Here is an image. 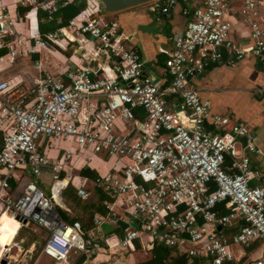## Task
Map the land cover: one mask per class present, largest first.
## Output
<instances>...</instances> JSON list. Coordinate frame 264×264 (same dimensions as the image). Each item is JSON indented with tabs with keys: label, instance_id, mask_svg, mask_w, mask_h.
Listing matches in <instances>:
<instances>
[{
	"label": "built area",
	"instance_id": "1",
	"mask_svg": "<svg viewBox=\"0 0 264 264\" xmlns=\"http://www.w3.org/2000/svg\"><path fill=\"white\" fill-rule=\"evenodd\" d=\"M74 1L20 0L21 6L30 7L22 16L0 0V186L11 192L9 177L15 171L22 172L21 178L26 170L30 173L19 192H8L0 217L8 214L20 229L30 224L42 229L41 253L57 262L66 261L72 252L91 257L102 249L96 233H87L79 220H64L57 208L58 197L78 179L80 198L91 196L88 182L114 198L106 202L105 215L95 216V230L100 232L104 224L118 226L122 220L137 224L117 238L118 250L133 252L138 241L146 252L157 244L175 249L187 256L188 264H247L246 255L239 258L235 247L246 253L259 243L264 249V181L251 185L261 173L250 159L264 152L247 124L213 113L211 102L190 86L188 76L211 64L235 67L248 56L264 61L261 1L243 0L238 8L253 42L246 48L232 35L231 18L237 11L232 0H198L199 5L184 11L189 16L185 28L169 37L172 48L165 51L161 76L147 71L142 55L127 44L129 36L120 23L108 18L95 0V6L89 4L66 26L40 32L39 9L52 16ZM177 2L152 0L147 8L159 18ZM25 19L29 24L24 32L18 27ZM78 35L96 41L116 68L109 72L110 67H101L97 75L98 68L76 65L54 73L42 57H35L53 45L67 50L78 42ZM23 60L35 75L2 77ZM137 108H143V117L136 114ZM243 138L244 146L239 145ZM51 139L68 142L70 149L50 157L45 148ZM228 155L237 172L226 171ZM95 156L123 163L113 168L116 172L93 180L72 171L75 163ZM48 173L50 194L41 184ZM62 174L68 177L64 184ZM220 204L229 211L222 213ZM248 264H264V257Z\"/></svg>",
	"mask_w": 264,
	"mask_h": 264
},
{
	"label": "crops",
	"instance_id": "2",
	"mask_svg": "<svg viewBox=\"0 0 264 264\" xmlns=\"http://www.w3.org/2000/svg\"><path fill=\"white\" fill-rule=\"evenodd\" d=\"M3 1L9 6L10 11L14 14L19 10V6H21L20 0ZM260 1L261 11L264 13V0ZM87 2L88 5H96L94 0H87ZM198 2V0H178L177 5L168 15L159 18H156L149 13L147 8L148 2L106 16L108 18L116 19L120 23L121 31L129 36L127 44L130 47L135 48L142 55L147 71H153L157 76H161L164 72V63L167 57V53L165 51L172 48V43L169 37L173 31L185 28L189 16L184 13V11L192 10L195 6L199 5ZM242 2L243 0H232L233 5H235L237 8L235 15L231 18L233 22L232 35L237 40L244 42L246 48H251L253 42L249 38V28L241 21L240 14L238 12V8L241 6ZM30 17L34 27H36V17L34 13H31ZM28 24V19H25L24 23L20 24L18 29L25 32V30L28 29ZM78 42L83 47V52L81 55H77L69 51V46L67 50H64L67 51L68 54L64 53L60 54V56L59 54L57 56H53L46 50H43L42 54L35 55V57H42L47 70L54 73L64 72L66 69L72 68L76 65H89L93 68H98L97 75L102 72L101 67H110L111 70L109 72H112V70L116 68L113 60L109 59L108 55L99 49V44L96 41L92 40L88 36L78 35ZM52 51L55 50L52 49ZM95 53L97 54L94 55ZM23 61L27 66H29L28 62L25 60ZM17 65L10 66L8 69H6L2 77L11 78L19 74V72L27 71L24 66ZM29 67L31 68V66ZM28 73L30 76L31 74H36V72L33 70L28 71ZM28 73L26 76H28ZM189 83L190 86L199 93L202 99L209 100L211 102L213 113H220L222 115L228 116L231 118L233 123L241 122L247 124L249 130L257 135L258 146L264 152V61L261 62L252 56H248L239 62V64H237L235 67H230L225 63L211 64L205 70H203V72L194 75ZM143 111V108H137L136 114L139 117H143ZM245 144V138L241 139L239 145L244 146ZM2 145L3 134L0 131V149ZM64 149H70L68 142L64 140H57L55 144H53V142L48 144V146L45 148V153L52 158H56L63 153ZM95 157L99 158V161L104 163H106V160H108L107 158L105 160L100 156ZM226 158L227 160H225L224 164L226 171L229 173L237 172L238 169L232 165L233 158L229 155L226 156ZM112 159L114 160V164L111 168L104 166L103 169H99L98 167L91 166L89 164L91 160L88 162L82 160L78 163H75L74 165L78 166L82 164L83 166L81 170L85 167L95 169L98 171L100 176L108 173L109 171L116 172V170L113 168L119 167V165L123 163L117 162V160L114 158ZM250 159L252 168L259 170L261 173L260 178L254 179L251 182V185H261L264 181V153L261 156L252 154ZM74 169L76 168L72 167L73 172ZM81 170L78 174H80L82 177L88 178L90 180L95 179L88 176H83L81 174ZM3 173L4 171L0 168V182L1 179L4 178ZM74 173L77 174L76 172ZM24 174L25 176L21 178L20 176L22 175V172L15 171V173L9 177L8 181L12 188L11 192L2 189L0 186V208L4 199L8 196V192L10 194L19 192V190H21L23 187V184H25V182L30 179V173L28 170H26ZM44 177L50 178L51 187V174L48 173L41 178V184L48 185L49 182L44 180ZM62 178L66 181L68 177L67 175L65 176L62 174ZM10 180H13L14 184L10 182ZM78 185L79 181L76 179L75 185L73 184V186L76 188ZM89 185H92V183H87V189L89 188ZM96 187L98 186L92 185L93 190L92 193L90 192L91 196H96ZM100 188L104 190L103 187ZM213 189H215V185H212V190ZM63 192L60 196L61 202L57 204L59 212L63 211L69 217L81 216L83 213L82 210H80L78 207H75L72 200H69L68 202L66 199L64 200ZM105 192L107 193V191ZM50 193L51 191L49 190L48 194ZM115 210L118 211V214H123V211L120 208L116 207ZM1 218L2 216L0 217V222ZM94 218L93 227L89 230H84L90 234L96 233V239L100 241V244H102V249L96 251L91 257L86 252H72L71 254L76 253V257L67 259L63 262H57L51 257L41 253L42 246L45 241V233L42 229L37 228L32 224L28 226L25 225L20 230H17L14 237H11L9 231L12 230L14 226L10 227L6 222L4 229L0 228V256L3 254L7 257H13V264H49L50 262H52V264H129L125 257L130 259L131 264H136V261L138 260L136 253L118 250L115 247L116 244L114 245L117 238L121 237V235H118L115 232L119 225L104 224L101 227L100 232H98L95 230ZM122 221L128 222L127 220ZM126 230H123V235H125ZM25 239H28L29 243L27 242L28 246L25 250H23ZM37 245L39 250L36 252V254H34ZM152 250L147 252L150 253ZM173 250L175 253H178L175 249ZM235 251L239 258L246 255L244 263L247 264L255 261L256 259L264 257V249L259 243H256V245H252L250 248L246 249V253H244V250L239 247H235ZM125 253H127L129 256H125ZM117 254L121 256L118 259H116L117 256H115ZM83 255H85V258L81 261V256ZM147 258L148 256H146L143 261L147 260Z\"/></svg>",
	"mask_w": 264,
	"mask_h": 264
},
{
	"label": "trees",
	"instance_id": "3",
	"mask_svg": "<svg viewBox=\"0 0 264 264\" xmlns=\"http://www.w3.org/2000/svg\"><path fill=\"white\" fill-rule=\"evenodd\" d=\"M88 6L87 0H76L73 3L62 6L58 9V11L49 16L47 12L39 9L38 11V28L42 34L57 30L60 27L66 26L68 21L74 17L82 13ZM30 10V7L19 6L18 12L20 15H25L27 11ZM4 51H0V54H3ZM227 160V158H226ZM229 161V160H228ZM81 174L83 176H88L91 178H96L99 176V173L95 169H91L90 167H85L81 170ZM14 184L13 180H10ZM96 196H91L87 200H82L77 195V190L73 184H69L63 192L64 200L68 202L69 200L73 201L75 207L80 208L82 210L81 216L69 217L63 211L61 212V216L64 220L68 222H72L75 219H79L82 223V226L85 230H89L93 227V218L96 215H105L107 213V209L105 207L106 202L113 201L102 188L96 187L95 189ZM221 208L222 213H227L229 209L225 208L224 204L218 205ZM118 235H123V229L119 227L115 230ZM136 250H142L141 244L136 242ZM149 254L147 260L140 262L139 264H188V258L186 255H182L180 253H175V251L171 248H168L163 245H156L154 249ZM85 255L81 256V261L84 260Z\"/></svg>",
	"mask_w": 264,
	"mask_h": 264
},
{
	"label": "rangeland",
	"instance_id": "4",
	"mask_svg": "<svg viewBox=\"0 0 264 264\" xmlns=\"http://www.w3.org/2000/svg\"><path fill=\"white\" fill-rule=\"evenodd\" d=\"M52 49H54L55 51H52ZM48 53H50V54H52L53 56H57L58 54H59V56H60V54H68V52L67 51H64L61 47H58V46H54L53 45V48H51V47H49V48H46L45 49ZM46 51H44V52H46ZM63 52V53H62ZM18 64V65H17ZM17 64H15V65H17V66H24V68L27 70V71H25V72H22V73H24V74H27L28 73V71H30V70H32L29 66H27L26 64H25V62L24 61H18L17 62ZM53 64V63H52ZM15 65H13V66H15ZM53 142V144H55L56 142H57V139H51V140H49V143H52ZM58 144V143H57ZM81 157H83V158H85V155H81ZM83 161H84V159H82ZM107 161V162H106ZM105 162L106 163H104V162H100L99 161V158H97V157H94L90 162H89V164L91 165V166H95V167H98L99 169H103V167L104 166H108L109 168H111L112 166H113V164H114V160L113 159H108V160H106ZM82 164H80V165H78V166H73L74 168H76V169H74V172H76L77 174L80 172V170H81V168H82ZM44 180H46L47 182H49V184L48 185H43L44 186V189H45V191L48 193L49 192V190H50V178H48V177H44L43 178ZM88 190L92 193V185H89V188H88ZM27 242H28V239H25V241H24V247H23V250H25L26 248H27ZM103 242V241H102ZM29 243V242H28ZM103 247H106V246H103ZM172 249V248H171ZM38 250H39V247H38V245H37V247H36V251L34 252V254H36V252H38ZM134 253H136L137 254V256H138V260L136 261V264H139L140 262H142L143 261V259H145L146 258V256H149V254L147 255V253H146V251L145 250H134L133 251ZM76 257V253H73V254H71V257ZM115 256H117V258L116 259H118V258H120L121 256L120 255H115ZM125 256H129L127 253H125ZM8 259H9V261L13 264L14 262H13V257H8ZM125 259H126V261L129 263V264H131V261H130V259L128 258V257H125ZM49 264H52V262H50Z\"/></svg>",
	"mask_w": 264,
	"mask_h": 264
},
{
	"label": "water",
	"instance_id": "5",
	"mask_svg": "<svg viewBox=\"0 0 264 264\" xmlns=\"http://www.w3.org/2000/svg\"><path fill=\"white\" fill-rule=\"evenodd\" d=\"M95 1H97L100 10L104 14L110 15L121 10H125L137 5L145 4L151 0H95ZM69 51L77 55H81L83 52V47L81 46V44H79V42L75 41L70 45ZM191 78L192 76L189 75L188 79L190 80ZM119 225L123 230H126L127 228H129V226L136 227L137 224L134 222L120 221ZM218 229L221 228L219 227ZM0 264H10V262L7 259V256H2L0 258Z\"/></svg>",
	"mask_w": 264,
	"mask_h": 264
},
{
	"label": "bare ground",
	"instance_id": "6",
	"mask_svg": "<svg viewBox=\"0 0 264 264\" xmlns=\"http://www.w3.org/2000/svg\"><path fill=\"white\" fill-rule=\"evenodd\" d=\"M64 183H66V181H63V184ZM58 201L59 202H61L60 201V198L58 197ZM5 222L8 224V226H14V228L12 229V230H10L9 232H10V236L11 237H14L15 236V234H16V232H17V230L18 229H20V226H21V224L16 220V219H14V218H12L11 216H9L8 214H4V215H2V218H1V222H0V228H3L4 229V226H5ZM7 244V243H6ZM70 258H73V256L71 257V254H70V256L68 257V259H70Z\"/></svg>",
	"mask_w": 264,
	"mask_h": 264
},
{
	"label": "clouds",
	"instance_id": "7",
	"mask_svg": "<svg viewBox=\"0 0 264 264\" xmlns=\"http://www.w3.org/2000/svg\"><path fill=\"white\" fill-rule=\"evenodd\" d=\"M7 259H8V257H7ZM9 261V260H8ZM10 262V261H9ZM11 263V262H10ZM12 264V263H11Z\"/></svg>",
	"mask_w": 264,
	"mask_h": 264
}]
</instances>
